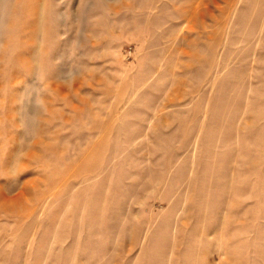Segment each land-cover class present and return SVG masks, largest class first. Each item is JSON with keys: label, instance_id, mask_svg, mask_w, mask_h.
Segmentation results:
<instances>
[{"label": "rangeland", "instance_id": "1", "mask_svg": "<svg viewBox=\"0 0 264 264\" xmlns=\"http://www.w3.org/2000/svg\"><path fill=\"white\" fill-rule=\"evenodd\" d=\"M0 264H264V0H0Z\"/></svg>", "mask_w": 264, "mask_h": 264}]
</instances>
